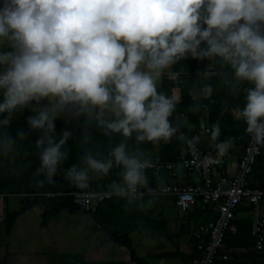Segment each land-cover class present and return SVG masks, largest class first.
Returning a JSON list of instances; mask_svg holds the SVG:
<instances>
[{
    "label": "clouds",
    "instance_id": "obj_1",
    "mask_svg": "<svg viewBox=\"0 0 264 264\" xmlns=\"http://www.w3.org/2000/svg\"><path fill=\"white\" fill-rule=\"evenodd\" d=\"M189 55L230 69L223 82L234 97L243 92L245 106L225 110L243 121L254 145L264 146V0H3L0 157L18 154L26 133L17 130L13 137L8 129L15 113L30 108L29 131L40 133L35 184L52 183L72 136L65 130L57 140L55 121L74 107L76 117L94 120L106 137L123 139L106 155L86 151L65 178L87 189L90 173L102 178L119 168L120 179L107 185V194L129 206H149L138 203L142 190L157 191L149 185L146 170L153 165L140 145L175 138L195 151L199 143V136L188 138L170 121L179 97L160 87L165 70ZM202 91L207 99L213 87ZM211 135L218 139L219 122ZM91 138L82 132L83 144ZM232 147L233 138L215 144L221 155ZM158 190L167 191L163 184Z\"/></svg>",
    "mask_w": 264,
    "mask_h": 264
},
{
    "label": "trees",
    "instance_id": "obj_2",
    "mask_svg": "<svg viewBox=\"0 0 264 264\" xmlns=\"http://www.w3.org/2000/svg\"><path fill=\"white\" fill-rule=\"evenodd\" d=\"M2 3L0 1L1 7ZM203 11L202 8L201 12L203 13ZM240 23L244 22L241 21ZM204 27L207 26L204 25ZM201 47H204V45L202 44ZM225 78L230 79V69L227 67L221 68L218 61L211 59L198 60L189 55L187 59L181 60L168 70H165V75L160 85L161 90L169 96H177V92H179V102L176 105L175 112L170 117V121L173 125H180L181 131L188 138L199 136V143L196 145V148H202L205 152L212 155L215 154L213 148L216 143L233 138V140L238 139L245 147L249 137L245 132L246 125L243 121L237 120L234 113L230 110H225L232 107L242 109L245 106L243 92L241 91L239 96L234 97L231 94L229 86L223 82ZM207 84L212 85L213 92L209 98L205 99L202 89ZM241 87L245 88L248 85L244 84ZM0 102H3L2 95H0ZM198 105L199 110H197ZM206 110L208 114L210 110V114L202 118L203 112ZM75 112L76 109L74 107H69L55 121L57 140L63 131L70 130L72 132L71 138L64 146L68 151V158L58 168L53 182L49 183L45 180L42 187L36 186L33 177V173L39 166L35 142L40 133L29 131L27 117L33 114L32 110L29 108L14 114L8 131L15 137L17 130H22L26 133V140L18 143L17 155L0 157V194L5 195L6 200L9 196L18 195L22 198L23 206L14 212L7 210L6 219L2 224H6L9 231L22 213L36 207H39L42 211V226L47 225L54 216H57L63 210H67L71 214L82 212L91 215L94 222L98 223V229L106 232L107 237L104 239V242L115 241L117 244L125 246L130 250L132 260L136 264H142L136 255L131 239L121 232L120 227L117 228L114 225L123 217L124 207L127 204L126 201L120 199L121 202L118 205L114 203L109 205L112 199L107 205L99 206L95 212L86 211L74 204L72 192L107 191L108 184L113 181H119L120 169L113 168L107 176L102 178L100 176H93L90 173L92 178L87 189H79L70 183L65 178L66 170L73 165L79 164L86 151L91 150L93 153L101 152L106 155L110 147H114L123 139L120 135H115L111 138L106 137L103 131L96 128L94 120L86 123V115L82 114L76 117ZM216 122H219L220 125V135L218 139L213 140L211 128ZM206 128H209V133L205 132ZM82 132L90 134L92 137L86 145L81 141ZM204 135L209 139V143L204 140ZM128 143L132 145L133 141L129 140ZM140 148L144 152V155L146 151L157 150L158 157L164 162L177 161L183 153L188 154L191 151L186 144L175 138L172 139L171 143L166 144L161 142L158 146H154L152 143H145L140 145ZM214 149L217 151L216 148ZM38 179L44 180V177L41 176ZM49 194L55 195L51 197ZM114 199L119 198L115 197ZM142 199L148 200L150 198L146 197ZM197 210L202 214L204 213V217H208V220L212 218L211 211L203 210L199 207ZM125 218L130 219L126 216ZM228 231L226 239L231 238L228 235ZM252 231L254 232V227L250 224L249 236L252 235Z\"/></svg>",
    "mask_w": 264,
    "mask_h": 264
},
{
    "label": "crops",
    "instance_id": "obj_3",
    "mask_svg": "<svg viewBox=\"0 0 264 264\" xmlns=\"http://www.w3.org/2000/svg\"><path fill=\"white\" fill-rule=\"evenodd\" d=\"M177 96L179 97V93ZM208 112L210 114V110ZM209 114L207 110L204 111L202 118L207 117ZM204 140L209 143L206 135H204ZM214 148L215 156L226 158L228 161L225 167L215 172V178L223 174L229 177L235 176L238 170V162L244 152V145L238 139H235L233 140V147L224 155L218 154ZM190 180L196 182L198 178ZM251 184L254 187H264L263 162H259L255 167ZM146 201H151L152 206L139 207L137 204L131 206L125 204L124 212H137L138 219H133L130 216V219L122 218L114 224L115 227H120L121 232L131 239L133 248L141 263L194 264L199 256L196 251V244L200 241V235L195 230V226L208 221V217L205 218L204 213L202 214L197 210L199 205L194 206L188 212H182L174 205L173 199L169 197L150 198ZM146 201H143V203H146ZM120 202V199H113L109 205L113 203L118 205ZM28 211L22 213L16 219L9 231L6 224H2L0 226L1 237L7 239L8 236L13 234L19 222L18 219ZM177 211L180 213L179 216L175 213ZM148 213H151V215L148 216ZM261 217H264V201L257 209L246 202L237 208L235 220L228 231L231 238L225 239V245L221 252V255H226L228 258H219L216 264H264V250L257 251L255 243L257 240L255 237V222ZM250 224L254 227L251 236H249ZM46 228L47 225L42 226L40 220L39 223L31 226V231L34 233L36 232L33 230L42 232ZM88 228L97 235L98 241L91 247L93 251L91 254H84L88 251V247L84 243H79L80 258L78 264H136L132 260L128 248L117 244L115 241L104 242L107 234L104 230L98 229V223L93 220ZM9 241L0 244V264H67L64 252H58L55 256L47 255L46 241L44 243L41 239L27 242L26 238L22 237L17 238V240L16 238L10 239ZM16 243L20 245L18 244V246Z\"/></svg>",
    "mask_w": 264,
    "mask_h": 264
},
{
    "label": "built area",
    "instance_id": "obj_4",
    "mask_svg": "<svg viewBox=\"0 0 264 264\" xmlns=\"http://www.w3.org/2000/svg\"><path fill=\"white\" fill-rule=\"evenodd\" d=\"M209 133V128L205 129ZM152 167L146 170L150 187L157 189L154 194L145 191L142 198L173 199L174 205L182 212H188L194 206L212 212V218L195 226L200 235L196 244L199 253L194 264H216L225 245L226 233L231 228L236 217L237 208L248 203L258 208L264 201V187H254L251 184L255 167L264 163L263 146L254 145L248 137L243 155L238 162V170L233 177L220 175L215 178V172L228 163L226 158L205 152L202 148L183 153L174 162H164L159 157L150 160ZM198 178L192 182L190 179ZM163 184L166 192H160L158 186ZM55 194H49L53 197ZM74 204L86 211L95 212L115 198L107 191H76L71 193ZM6 196L0 194V224L6 219ZM256 250H264V217L255 222Z\"/></svg>",
    "mask_w": 264,
    "mask_h": 264
},
{
    "label": "rangeland",
    "instance_id": "obj_5",
    "mask_svg": "<svg viewBox=\"0 0 264 264\" xmlns=\"http://www.w3.org/2000/svg\"><path fill=\"white\" fill-rule=\"evenodd\" d=\"M0 1L3 2V0ZM157 157V150L146 151L144 155V158L148 160H154ZM143 201L146 200L142 199L141 202L143 203ZM147 202L148 201H146V203ZM22 206V198L19 196H9L6 200V207L9 212L19 210ZM149 206H152V204L150 203ZM41 212V209L39 207H36L29 210L25 215L20 217L18 219L19 222L17 223L13 231V234L8 236L7 239H4V237H1L0 235V244L2 242H10V239L12 240L16 238L17 240V238L20 239L22 237H25L27 242L34 241V239H36L37 241L41 239L42 241H44V243L46 241L45 249L47 255L55 256L58 252H64V255H66L67 264H78L80 258L79 243H84V245L88 247V251L84 252V254H91L93 252L91 247L95 245V242H97L98 239L96 238L97 235L91 232L88 228V226L93 221L91 215L84 214L82 212L78 214H71L69 211L63 210L49 221L46 230H43L42 232H38L39 230H33L36 232L34 233L31 231V226L40 222ZM175 213L177 216L180 215L178 211ZM125 215L129 218L131 216V218L133 219L139 218L137 212L128 213L127 211H125L122 218H125ZM147 215L150 216L151 213H148ZM1 225L2 224H0V226ZM16 244L18 245L19 243Z\"/></svg>",
    "mask_w": 264,
    "mask_h": 264
}]
</instances>
